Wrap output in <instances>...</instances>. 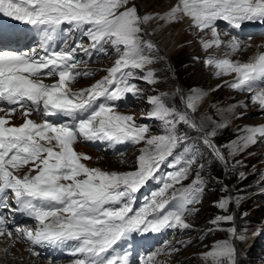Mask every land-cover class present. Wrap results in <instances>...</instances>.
Returning a JSON list of instances; mask_svg holds the SVG:
<instances>
[{
  "label": "snow or ice",
  "instance_id": "1",
  "mask_svg": "<svg viewBox=\"0 0 264 264\" xmlns=\"http://www.w3.org/2000/svg\"><path fill=\"white\" fill-rule=\"evenodd\" d=\"M0 14L37 29L41 37L39 48L5 50V42L20 43L29 37L0 26V112L5 113L0 116V237L13 242L4 250L6 253L16 242L27 243L28 250L38 255L36 246L63 247L68 241H76L71 255L79 258L73 264H134L133 233L192 229L188 219L199 211L196 206L202 203L208 184L203 175L205 165L200 163L205 152L228 169L229 157L256 144L258 138L264 140V126L246 127L245 135L233 142L225 155L222 148L227 146L218 144L216 138L230 119L242 118L236 110L247 105L216 108L220 116L216 120L202 111L209 93L199 89L185 93L176 88L174 93L149 97V115L163 123L162 135L148 137L147 126L136 125L131 115L117 113L114 104L127 94H140L137 80L150 85L160 82L152 66L167 61V56L150 39L154 25L164 29L188 19L189 27L196 32L210 30L211 40L198 37L205 51L222 45L227 49L220 56L209 55L206 66L216 70V77L235 74L225 84L249 93L251 103L264 113V52H257L246 62L233 60L232 56L250 45L242 47L237 35L223 41L216 25L222 20L229 29L240 30L246 22L264 24V0H176L166 12L156 15L141 14L137 0H0ZM72 31L81 35L69 44ZM65 32L69 33L67 37ZM58 38L60 46L53 47ZM108 46L117 55L108 74L88 88L73 90L70 85L79 77L95 74L91 69H80L78 54L100 51L107 55ZM52 77L58 78L56 82H44ZM177 97L182 107L170 103ZM99 99L103 102L97 108L95 101ZM21 109L25 122L12 125L11 116ZM33 112L45 118L42 123L28 118ZM47 117L67 119L53 122ZM180 126H184L183 132ZM190 132L195 134V143ZM80 140L144 142L146 146L137 158L135 171L109 172L82 162L91 157L75 150ZM178 148L183 155H174ZM168 157H173L170 167L175 170L166 173L162 187L134 211L135 194L155 177ZM239 175L245 177L243 172ZM190 178L184 186L183 181ZM178 184L181 187L177 188ZM223 190H228L226 185ZM240 202L232 196L215 202L223 214L209 221L213 227L208 232L223 231L228 238L206 246L209 250L201 254L203 264H239L237 244L247 242L248 230L237 228L230 205L239 206ZM10 212L33 218L36 229L14 225ZM225 224L229 226L222 227ZM260 231L264 229L252 235ZM121 240L127 243L117 248ZM180 243L187 246L191 241ZM176 251L179 248L171 246L157 249L139 264H160L157 256Z\"/></svg>",
  "mask_w": 264,
  "mask_h": 264
},
{
  "label": "rangeland",
  "instance_id": "2",
  "mask_svg": "<svg viewBox=\"0 0 264 264\" xmlns=\"http://www.w3.org/2000/svg\"><path fill=\"white\" fill-rule=\"evenodd\" d=\"M148 2L152 5V9L150 8L146 11L142 4H147ZM137 3L139 4V11L141 14H148L150 11V13L157 10L160 11V8L163 7L162 0H137ZM217 30L220 36L225 38L236 35H225V32L222 30ZM195 31H185L183 33V48L178 54L173 55V57L168 55L164 51V48L160 46L162 49L161 54L167 56V61H162L152 66L156 69L160 82L155 85H150L137 80L136 83L141 92L139 95L133 96V103L130 108L125 110H121L122 106L115 108L117 113L133 116L136 125L147 126L149 128V132L146 134L148 137L164 134L163 123L151 118L149 115L152 110V105L148 100L151 96L160 93H174L176 88L183 89L185 93H187L189 89L210 91L214 94L213 98L217 102H223L228 99L230 102L236 104L240 102L239 100L248 96L247 93L231 89L225 84V81L230 78V75L216 77L214 73L216 70L211 66H206L205 60L209 56L207 53L210 49L205 51L198 37L203 35L208 38L207 40H211L212 37L207 36L210 30H206L205 33H201L199 36L196 35ZM209 35L212 34L209 33ZM250 37L251 39L247 37L244 40H241L243 42L242 47L244 43L245 45L246 43L251 45L250 42L255 41L261 36ZM150 39L159 44L155 35L151 36ZM260 49L261 51L264 50V43L260 46ZM254 51L255 49H252L249 54L251 55ZM240 52L242 53L241 56H239L240 53L239 55L237 54V56L244 57L246 56L244 54H247V49L245 48ZM197 57L198 59H196ZM116 59V54L111 58L103 57L102 61L98 64L99 67L101 66L99 70L100 75L96 79L100 80L102 78L104 70L103 66L114 64ZM109 62L111 64H109ZM213 89L218 90L213 91ZM170 103L177 107H182L178 97L174 100H170ZM242 104H246L247 106L239 107L238 115L242 114V118H235L238 123L236 128L233 130L232 128L226 127L219 132V135L216 138L218 144L227 146L222 148L225 155L228 154L229 147L232 146L233 142H238L239 137L245 134L243 129L246 127L260 126L264 123V113L260 111L258 105L251 103L250 94L249 98ZM207 113L209 114L211 112L207 111ZM217 117L218 116H216L215 119ZM180 130L183 132L184 126H180ZM190 135L192 136V142L195 143V134L190 132ZM143 145H145L144 142H141L138 146L127 142L125 143V146L127 149L131 150L124 151V154L119 151H112L113 153L115 152V155L103 152L98 153H103L107 158L127 155L128 157H131L129 160L130 168L125 172L135 171L137 168V158L141 154ZM176 152H179L181 155L184 154L180 148L174 151V155ZM99 161H102V159ZM172 161L173 157H168L163 163H161L158 171L155 173V177L149 179L139 192L135 194V199L141 197L142 199L139 202L134 200V211L144 205L141 203L142 200H149L151 194L162 187V181L166 179V173L175 170L173 167H170ZM237 161H239V163H236ZM229 162L230 168L226 169L218 160L212 158L208 153H204V159L201 160L200 163L205 165L203 175L208 179V184L202 197V203L196 206L199 211L194 213L188 219V222L191 223L193 227L192 229L183 231L177 229L170 237L168 243L164 245V247L171 246L179 248V251L173 252L169 255V258L172 261L179 259V261H176V263L174 262L173 264H199L197 256L200 255L201 258V254L209 250L206 246H211L217 241L228 238V234L223 231L208 232V229L213 227L209 221L216 215L223 214L222 210L215 206V202L228 196L240 199L241 202L239 206H236L235 203L230 205V211L235 213L237 228H246L248 230L247 234L249 238L247 239V242L237 244L239 249V264H264V231H260L259 235H252L253 232L264 229V140L259 139L256 144L251 145L246 151L229 157ZM112 171H115V169ZM160 171L163 173L161 178L156 175ZM241 172L245 174L246 178L239 175ZM190 182L191 178L183 181V185L186 186ZM225 185L227 186V191L223 190ZM176 187H181V185L178 184ZM168 209H171L169 205ZM243 213H247V216H243ZM228 226L229 225L227 224L222 225V227L225 228ZM33 227L35 228L34 225ZM181 241H191V243L187 246H183L180 243ZM11 252L12 250L8 253L5 251L3 253L1 251L0 264H14L10 260ZM47 261L48 260L38 258L39 263ZM48 262L52 264L50 261Z\"/></svg>",
  "mask_w": 264,
  "mask_h": 264
},
{
  "label": "bare ground",
  "instance_id": "3",
  "mask_svg": "<svg viewBox=\"0 0 264 264\" xmlns=\"http://www.w3.org/2000/svg\"><path fill=\"white\" fill-rule=\"evenodd\" d=\"M163 2V7H161L160 11H154L153 13H148V14H163L164 12H166L169 8V6L171 4H174L176 2V0H162ZM144 10L148 11V9H152V5L149 4V2L147 4H142ZM5 16H3L2 14H0V26H2L4 28V26L7 25H12L11 31H15L17 33H27L29 39L25 40V41H21L20 43H11L14 47H22L25 49H28L30 47H37L39 48L40 43H41V37H40V33L37 29L28 26L26 24H24L23 22H18L15 21L12 18H8L6 17V20H4ZM163 23V22H161ZM190 21L188 19H185L183 22L180 23H173L170 24L168 26H166L164 29H161L159 26H155V33L154 35L156 36L159 45L164 48V51L170 55L171 57H173V55L178 54L182 48H183V33L185 31H195V29H192L189 27ZM259 24V22H246L244 25L242 26H246V27H254L255 25ZM62 28H64V26H62ZM151 30V29H150ZM196 32V31H195ZM208 35L207 36H211L212 35ZM196 35H201V33L196 32ZM226 35V34H225ZM65 37H67V35H65ZM80 35H74L73 38L68 40L69 44L73 43V40L79 38ZM221 39L225 42L231 40L232 37H223L220 36ZM239 37V36H238ZM205 40H207V37H204ZM238 39L241 40V37H239ZM201 42V40H200ZM264 43V37H259L258 39H256L253 42H250V47H246L247 49V54H244L246 56L244 57H251L254 54H256L257 52H264L261 51L260 46ZM61 44L60 39L58 38L54 43H53V47L58 48ZM202 44V42H201ZM243 44V43H242ZM245 45V43H244ZM246 45H248L246 43ZM245 49V48H244ZM252 49H255V51L250 55L249 53L251 52ZM227 49L222 45L220 49H210V51H208L207 55H211V54H215L216 56H220L222 53H224ZM240 53V55H239ZM239 56H241V52L237 53ZM236 55L232 56L231 58L233 60H240L242 62H246L249 60V58H244V57H238ZM85 59V58H83ZM109 64H111L109 62ZM103 66V65H102ZM107 66V67H106ZM104 65L103 67V74L102 77L107 75V69L113 66L112 65ZM101 67V66H100ZM215 73V72H214ZM235 76V74L230 75V78H228L226 81H232L233 77ZM58 78L57 77H52L49 78L50 83H54L56 82ZM99 79H86V77H79L74 83H72L70 86L72 87L73 90H79V89H84V88H88L89 86H91L92 84H94L96 81H98ZM205 91V90H203ZM209 93V96L207 97V100L205 102V104L202 107V111H209L211 113H209V115L213 116V118L215 119L216 116H218L216 119L220 120V116L217 114L216 112V108H220V109H224L227 108L231 105H234L235 103L230 102L228 99H226L223 102H217L214 100V94L211 93L210 91H206ZM247 99L249 98V95L246 97ZM246 98H243L242 100H239L240 102L236 103V104H242L244 103L245 100H247ZM214 100V101H213ZM100 105L99 100L95 101V107L98 108V106ZM212 105H215L216 107H212ZM238 109L237 108V115H238ZM211 110V111H210ZM23 111V109H22ZM19 111L18 113H15L11 116L10 121L12 125H16L19 126L21 124H23L25 122V118L22 117L21 112ZM0 116H2V114H0ZM30 119H33L35 122L37 123H42V119L40 118L39 115H37L35 112H33L31 114L30 117H28ZM79 118H84L83 116L79 117ZM45 119V118H44ZM46 119L52 120L53 122H59L62 119H67V118H61V117H47ZM263 122V121H262ZM237 120L235 118L230 119V123L228 125V128H232L233 130L236 128L237 126ZM260 126H264V123L261 124ZM225 131V130H223ZM245 135V134H244ZM259 140V138H258ZM236 142V141H235ZM239 142V141H238ZM107 144L109 145L111 148L113 147L114 149L110 150V151H119V149H117L115 147L116 144L114 143H110L107 141H89V142H84L82 140L78 141L74 147L75 150L78 153H84L87 154L88 156L91 157L90 160H85L82 161L84 163H86L89 167H95V168H100L101 170H105V171H109L111 172L112 170L115 169L116 172H125L130 168L129 165V160L131 159V157H128L127 155H123V156H119V157H113V158H107L103 155V153H98L97 152V148L101 145ZM253 145V144H252ZM95 148H94V147ZM146 145L142 146V149L145 147ZM251 145H249L247 148L242 149L241 151L237 152L238 154H241L243 151H246ZM101 150V149H100ZM120 153H125L124 151H119ZM115 153V152H114ZM128 153V152H127ZM131 153V152H130ZM102 161H99L101 160ZM103 164V165H102ZM123 166V167H122ZM24 171H27V169H25ZM23 214V213H22ZM26 215V214H24ZM161 233H158L157 235L161 236ZM13 242L11 240H9L7 237H0V253L1 251L4 253V250L9 248L10 245ZM11 261L14 264H50L48 261L47 262H38V258H40L38 255L33 254V252L28 250V247H26L23 244H19L18 242L15 243L14 247H11ZM2 254V253H1ZM197 259L199 261V264H203L200 255L197 256ZM9 260V259H8ZM159 261L160 264H173L174 262L176 263V261H179V259H175V261L170 260L169 255H161L159 257ZM12 264V263H11ZM62 264H73L71 262H65Z\"/></svg>",
  "mask_w": 264,
  "mask_h": 264
}]
</instances>
